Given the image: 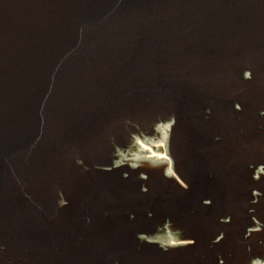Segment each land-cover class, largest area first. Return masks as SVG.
Wrapping results in <instances>:
<instances>
[{"label": "water", "instance_id": "obj_1", "mask_svg": "<svg viewBox=\"0 0 264 264\" xmlns=\"http://www.w3.org/2000/svg\"><path fill=\"white\" fill-rule=\"evenodd\" d=\"M0 264H264V0H0Z\"/></svg>", "mask_w": 264, "mask_h": 264}, {"label": "bare ground", "instance_id": "obj_2", "mask_svg": "<svg viewBox=\"0 0 264 264\" xmlns=\"http://www.w3.org/2000/svg\"><path fill=\"white\" fill-rule=\"evenodd\" d=\"M169 129V123H164V130L156 129L157 132L160 134V138L150 140V142L142 141L141 139L137 138L136 145L138 146V154L130 155V159L135 160V158H148L153 159L157 161H169V157L166 152V139ZM121 156V154H119ZM123 160H125L126 157L121 156ZM170 170V169H169ZM164 240V239H163ZM177 243V240L174 235H171V237H167L166 240H164V244L167 246H172Z\"/></svg>", "mask_w": 264, "mask_h": 264}]
</instances>
